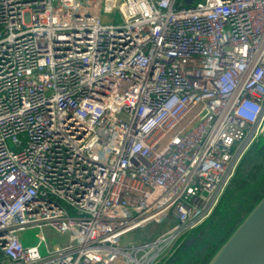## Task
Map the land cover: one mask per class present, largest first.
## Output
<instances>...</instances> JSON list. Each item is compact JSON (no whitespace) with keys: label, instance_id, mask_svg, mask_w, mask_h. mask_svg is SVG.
<instances>
[{"label":"built area","instance_id":"1","mask_svg":"<svg viewBox=\"0 0 264 264\" xmlns=\"http://www.w3.org/2000/svg\"><path fill=\"white\" fill-rule=\"evenodd\" d=\"M263 129L264 0H0V264H162Z\"/></svg>","mask_w":264,"mask_h":264},{"label":"rangeland","instance_id":"2","mask_svg":"<svg viewBox=\"0 0 264 264\" xmlns=\"http://www.w3.org/2000/svg\"><path fill=\"white\" fill-rule=\"evenodd\" d=\"M120 20L118 11L111 14ZM264 194V145L260 142L251 143L243 153L235 173L225 185L219 203L213 214L202 224L189 230L179 240V246L173 255L162 264H198L207 263L215 250L227 239L233 229L245 218ZM176 222L168 217L161 223H151L132 232L123 241L129 245L140 243L149 236L155 237L167 230ZM40 228L31 227L20 232L21 238L27 243L39 241ZM46 242L41 245L42 253L53 250L62 236L50 227L45 231ZM181 246V247H180ZM180 247V252H177ZM175 258V260H174Z\"/></svg>","mask_w":264,"mask_h":264},{"label":"water","instance_id":"3","mask_svg":"<svg viewBox=\"0 0 264 264\" xmlns=\"http://www.w3.org/2000/svg\"><path fill=\"white\" fill-rule=\"evenodd\" d=\"M256 142L264 145V129ZM198 264H264V194L215 250L211 259Z\"/></svg>","mask_w":264,"mask_h":264},{"label":"flooded vegetation","instance_id":"4","mask_svg":"<svg viewBox=\"0 0 264 264\" xmlns=\"http://www.w3.org/2000/svg\"><path fill=\"white\" fill-rule=\"evenodd\" d=\"M181 247V246H180ZM180 247L178 248L177 252H180Z\"/></svg>","mask_w":264,"mask_h":264},{"label":"bare ground","instance_id":"5","mask_svg":"<svg viewBox=\"0 0 264 264\" xmlns=\"http://www.w3.org/2000/svg\"><path fill=\"white\" fill-rule=\"evenodd\" d=\"M219 259H217V261H218Z\"/></svg>","mask_w":264,"mask_h":264}]
</instances>
